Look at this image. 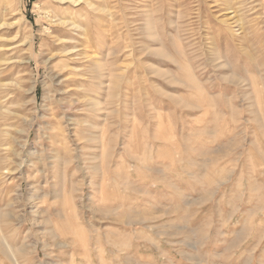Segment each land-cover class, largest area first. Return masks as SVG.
Masks as SVG:
<instances>
[{"label":"rangeland","instance_id":"374dc122","mask_svg":"<svg viewBox=\"0 0 264 264\" xmlns=\"http://www.w3.org/2000/svg\"><path fill=\"white\" fill-rule=\"evenodd\" d=\"M10 1L0 48L28 80L0 229L19 263L264 264V0ZM61 7L83 75L54 48Z\"/></svg>","mask_w":264,"mask_h":264},{"label":"bare ground","instance_id":"6f19581e","mask_svg":"<svg viewBox=\"0 0 264 264\" xmlns=\"http://www.w3.org/2000/svg\"><path fill=\"white\" fill-rule=\"evenodd\" d=\"M59 1L62 4H64L67 2L74 3V2H77L78 0H59ZM12 4H11V1L8 0V6L10 5V7L13 8ZM227 8H228V5H227ZM13 11H14V9H13ZM50 11H52V14H51L52 15V20H51L52 23H53V21H56V20L58 21V23H56L58 25L54 28V32H59L60 34L58 33L55 36L54 48L57 50L58 58L61 61H63V63L65 64L64 65L65 67L62 69L63 72L66 71L65 75H68V74H72L75 76L83 75L84 74V72L82 73L83 68L77 70V69H75V67L72 66L73 65L72 63H74V62L78 63L79 61L82 65L84 62V58L86 57L85 56L86 52L84 51V49L81 48V46L79 44L80 42H77L78 40L76 41L75 37L73 36V32L76 30L75 28L80 27V25H77V22L72 17V14L66 13L64 8H62V7L59 9L53 8ZM12 15H15V14H12ZM54 18H56V19L54 20ZM5 24H7V23H5ZM30 40H31V36L29 37L28 43ZM8 50L9 49H7V51H5V49L0 48V57L3 56L2 58H0V179L2 177L5 179L4 175L6 173L8 174V172H10V170H11V167L9 165H11V163H12L11 162L12 148H11V144L9 142V136L11 138L15 139L14 135L18 131V130H16L17 125H16L15 121L19 120L20 116H22L21 115L22 110L18 109L16 107L17 106L20 107L25 102L24 101L25 93H26L25 85H26V82L28 80L26 77H23L21 75L20 67H21L22 62L19 60V58H17L18 59L17 61L15 60L13 62H10V60L13 57L10 58L8 56H5V54H7V52H8ZM22 50L24 51L23 47L22 48L17 47V51L16 52H15V50H13V51L15 54V53H18V51H22ZM18 55H19V53H18ZM20 55L18 57H20ZM55 56H56V54H55ZM21 58H23V57H21ZM21 60H24V59H21ZM14 70H17V71H14ZM10 75H15V77H13V79L11 80V83H5L4 79L6 77H9ZM79 79L81 80L82 78H79ZM68 80H69V82L74 81L73 84H75L78 81L76 79H71V80L68 79ZM65 87H66V85H65ZM34 90H35L34 83H32L29 92H33ZM74 93L75 92L71 89H69L67 91V94H69L70 96L73 95ZM80 94H82V93H80ZM79 98L83 99V97H79ZM83 100H81V101H83ZM36 102H37L36 99L33 100V103L35 105H36ZM74 103H75V100L73 98H71L68 101V103H66L67 108L72 109L74 106ZM97 105H99L98 102H96V106ZM53 115L54 116H52V117L55 118V119H53V121H55V120L57 121L56 115L55 114H53ZM31 126L32 125L29 124V127H31ZM28 130H27V132H28ZM25 163H26V161L22 157L20 159V162H18L17 164L19 166H22ZM0 182H2L0 184L1 185L0 189H2L3 187H5V181H3L1 179ZM6 190L8 191L9 189H6ZM1 239L6 243L5 245L8 248L7 251H8V253L10 252V254L8 256H10L11 260L13 261V264H20L19 260L15 256L16 253L15 254L13 253L10 244L9 245L7 244V241L4 237V234H3L2 230L0 229V240ZM20 249H21V251L23 250L22 248H20ZM20 249H18V250L20 251ZM25 250H27V249H25ZM25 250H24V253H26Z\"/></svg>","mask_w":264,"mask_h":264}]
</instances>
